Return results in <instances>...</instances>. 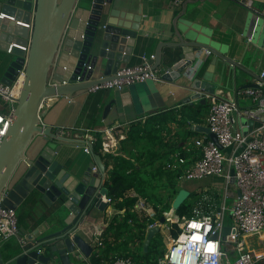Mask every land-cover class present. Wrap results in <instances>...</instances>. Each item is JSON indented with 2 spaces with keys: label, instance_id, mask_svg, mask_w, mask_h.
<instances>
[{
  "label": "crops",
  "instance_id": "0c3cea01",
  "mask_svg": "<svg viewBox=\"0 0 264 264\" xmlns=\"http://www.w3.org/2000/svg\"><path fill=\"white\" fill-rule=\"evenodd\" d=\"M6 2L7 0H0V13H3L2 8ZM107 5L108 12L102 14V23L123 25L136 31L134 42H131L129 48L131 53L128 56V61L121 64L120 67L140 64L144 56L154 55V51L161 41H178L174 33L175 26L184 38L191 37L209 45L235 61L239 67H234L219 57L213 63L214 54L212 52L206 54L201 48L197 51L195 63L181 78L164 79L160 82L150 80L137 82L125 85L120 90L99 89L89 92L85 100L78 97L71 99L69 103L65 99L59 98L52 107L48 108L47 105L46 121L53 128L57 125L64 127L68 131V135L64 139L72 143L71 146L63 147L58 155V161L70 174L63 183V187L66 188L72 184L76 177L81 175L88 165H94L93 154L97 153L93 151L92 147L89 148V153L83 151L81 140L84 135H91L96 140L95 134H99L102 146L104 143H109L108 151L102 149V153H110L113 156H122L128 159L131 157V149L129 146L126 147V150L122 149L120 141L126 137L132 123H143L148 119L163 125L164 129L160 134L164 143L167 141L179 142V148L174 153L168 154L166 168H169V164H176V157H183L186 164H191L200 156V149L194 145V140L209 137L207 133L195 129V126L207 128L206 117L209 104L207 96L218 99L231 98L237 100L240 106H249L250 101L242 95L240 87L253 84L254 75L264 71V0H183L177 5H174L172 0H109ZM1 18L24 27L22 18ZM5 43V41H0V45ZM8 43V47L15 44L13 40H9ZM162 51L163 53L173 51L176 56L170 64L161 62L155 68H166L179 59L180 50L178 48L163 47ZM186 56L190 57L191 54ZM9 59V52L0 49V79ZM101 62L100 68L95 70L93 76H101L105 60L102 59ZM192 83L197 84L199 88L194 91L190 90L189 86ZM207 89L210 91L213 89V94L206 91ZM195 91L201 92V98L185 102ZM200 104H205V107L200 110V115L197 116H202L201 122L187 124L179 115L180 109L185 105L198 107ZM6 111L7 105L0 101V113ZM168 118L170 119L168 120ZM188 130L193 134L185 137V132ZM61 153L64 155H60ZM180 153L184 156H181ZM165 156L162 161H165ZM99 157L105 165L104 160L101 156ZM109 168L110 166L105 170V179ZM170 169H178V167L174 165ZM222 180L221 177H211V185L215 187L216 183H221ZM195 187L191 190L184 189L191 194H200L202 199L207 195V188H211L201 184ZM228 190H230V197L233 199L236 195L235 188L233 185H229ZM130 195H135V193L131 192ZM208 197L210 201L208 205L206 200L204 201L200 213H214L218 204L224 203V200L213 202L211 197ZM156 198L159 199L158 196ZM103 199L105 200V197ZM138 201H143L145 211H135L153 216L152 207L145 203L141 197L138 198ZM15 211L17 217L22 218L21 223L18 224L20 234L32 239L47 237L61 229L64 226L63 219L69 214L68 209L64 207H62L61 214H57L52 201L47 204L35 199L24 200ZM168 211L176 216L175 211H171V207ZM116 214H122V211L117 212L112 203H107L103 210L93 208L88 215H84L80 220L77 227L78 234L86 239L94 249L88 258L81 259L80 264H105L107 262V260L99 259V249H104L101 244L104 241V231ZM154 223H158V221ZM162 226H160V232L166 250L169 242L166 243L164 240V228L167 230L168 224L166 227ZM107 238L112 240L111 236H107ZM263 238L264 235H262ZM53 239L47 238L45 246L42 248L49 249L48 254L51 257H53L51 246L62 247L60 242L57 243V240ZM96 239L99 244L95 242ZM253 239L259 245L256 236L247 238L246 241L249 242ZM13 242L12 247H17L16 238H13ZM3 243L0 244V251L4 260H8L10 258L6 255V250H3ZM261 262L262 260L259 263ZM48 263L61 264L57 259H50ZM71 264H79V262Z\"/></svg>",
  "mask_w": 264,
  "mask_h": 264
},
{
  "label": "water",
  "instance_id": "95a60500",
  "mask_svg": "<svg viewBox=\"0 0 264 264\" xmlns=\"http://www.w3.org/2000/svg\"><path fill=\"white\" fill-rule=\"evenodd\" d=\"M108 1L7 0L2 8L3 14L15 19L22 18V22L30 23L31 27H20L0 17V34H3L0 35V41L6 42L0 45V49L8 51L9 40L15 43L8 51L10 59L0 83L11 86L16 77L23 73L18 95L13 98L8 126L0 140L1 205L16 210L24 200L35 199L47 204L52 201L57 214H61L62 207L68 209L69 214L63 219L64 226L61 229L47 237L27 238L24 243L17 245L18 252L10 259L4 260L0 251V264H33L35 259L44 264L50 259H57L61 264H80L82 258H88L93 253L91 244L78 234L77 227L91 209L103 210L107 206L103 199L107 196L103 185L105 165L99 155L93 154L94 165H88L71 185L63 187L70 174L58 161V155L63 147L71 146L72 143L57 136L45 117L48 108L59 98L69 103L78 97L85 100L90 87L113 79L120 65L128 61L131 53L129 48L134 42L136 31L123 25L102 23V14L108 12ZM174 33L178 41H161L154 51L153 68L161 62L170 64L176 56L173 51L163 53V47L180 50L179 59L165 68L169 73L162 74L163 80L181 78L195 63L197 51L201 48L214 54L213 63L219 57L239 67L235 61L209 45L191 37L184 38L176 26ZM20 46H26V51ZM102 59L105 62L101 76H93L95 70L100 68ZM254 78L258 79L259 76L254 75ZM253 86L242 85L240 88ZM189 88L194 91L199 87L192 83ZM206 91L213 94V89ZM200 98L201 92L195 91L185 102ZM44 102L48 108L41 107ZM195 129L207 133L216 142L208 128L195 126ZM93 166L96 171H92ZM230 173L233 174V171ZM189 194L188 190L180 188L171 202V211H175ZM165 220L162 216L158 223L146 229L143 251L147 250L150 239L160 231ZM234 233L235 228L231 224L224 225L221 230L229 242L235 240ZM47 238H54L62 246L50 247L53 257L48 254L47 248L43 249L42 254H37V250L45 246Z\"/></svg>",
  "mask_w": 264,
  "mask_h": 264
},
{
  "label": "built area",
  "instance_id": "2783aa9c",
  "mask_svg": "<svg viewBox=\"0 0 264 264\" xmlns=\"http://www.w3.org/2000/svg\"><path fill=\"white\" fill-rule=\"evenodd\" d=\"M172 1L174 5H177L183 0ZM0 17L12 19L11 16L3 13H0ZM22 25L28 29L31 27L30 23L22 22ZM20 47L24 51L27 49L26 46ZM10 48L11 46L8 51ZM204 52L210 54V51L206 49ZM153 60L154 55L151 54L144 56L140 64L121 66L114 73L113 79L90 87L88 92H95L99 89L120 90L125 85L149 80L160 82L163 80L162 74L169 72L165 68H153ZM258 76L259 78L254 80L253 87L241 90L242 95L249 99V106H240L237 100L231 98L218 99L207 96L209 98L207 128L215 136L216 142L209 137L195 139L194 145L200 149V156L197 160L185 166L186 160L183 157H176V164L168 165L169 168L176 165L181 170L180 178L184 180L221 177L224 181V197L226 188L233 185L236 195L231 199L228 215L232 220L231 225L235 228L233 234L235 240L229 242L227 235L221 234L223 226L226 225L223 202H220L218 211L215 208L214 213H200V210L196 209L190 218L175 216L171 223L177 224L180 232L174 238L168 237L169 245L163 256L157 259L156 264H175V261L171 259V253L180 243L178 238L181 233L187 237L197 231L188 228L190 220L209 224L210 227L206 233L203 225L199 232L204 234L205 240L217 242L214 253H205L203 244L200 245L198 251L194 249L195 264H202L206 256L207 264H212V261H215V264H257L264 259V252L253 251L246 241L247 238L256 236L259 245L264 244V238L262 239L264 235V71ZM22 77L23 73H20L11 86L0 83V101L7 105L8 109L0 113V140L8 126L14 105L13 98L18 95ZM46 106L47 103L44 102L41 107ZM54 129L57 136L67 137L68 131L64 127L56 126ZM93 138L91 135H84L81 140L84 152L89 153L90 145L95 141ZM102 149L108 151L106 143L103 144ZM92 170L96 171V167L93 166ZM231 170L233 174L230 173ZM203 199V202L206 200L208 205L209 197L205 195ZM1 200L2 198L0 199V244L10 238H16L18 244L24 243L27 238L19 232L16 211L2 206ZM105 201L110 203L108 197H105ZM134 208L145 211L143 201H138ZM95 242L99 244L97 239ZM183 243L186 244L187 240L185 239ZM185 251L186 249L182 247L181 258ZM42 253L43 249L37 250V254ZM33 264L44 263L35 259ZM105 264H134V262L129 257L116 256Z\"/></svg>",
  "mask_w": 264,
  "mask_h": 264
},
{
  "label": "trees",
  "instance_id": "16d2710c",
  "mask_svg": "<svg viewBox=\"0 0 264 264\" xmlns=\"http://www.w3.org/2000/svg\"><path fill=\"white\" fill-rule=\"evenodd\" d=\"M82 2L88 3L89 0H82ZM204 107L205 104H200L198 107L185 105L180 109L179 115L187 124L200 123L202 116H197ZM163 129V125L153 120L151 122L150 119L143 123H132L126 137L120 141L122 149L126 150L127 146L131 149V157L128 159L102 153L100 136L95 134L93 151L101 156L106 168L110 166L103 184L107 190V197L117 212L122 211V214L114 215L104 231V241L101 243L104 249H99L100 260L108 261L113 257L122 256L129 257L134 264H156L157 259L164 254L163 236L160 231L152 236L147 250L142 249L147 227L159 221L163 216L162 213L170 209L171 202L179 190L176 185L181 170L166 168L167 156L179 148V142L164 143L160 134ZM191 134L193 132L188 130L185 132V137ZM164 155H166V162L162 161ZM131 192L135 195H130ZM164 193H166L165 196ZM190 195L191 193L188 198ZM157 196L159 199L156 198ZM192 196H194L193 193ZM139 197L152 207L153 216L135 211L134 206ZM187 199L175 210V215L179 218H190L194 215L193 202ZM21 221L22 218L18 216L17 223L20 224ZM169 227L170 237H176L180 232L177 224L170 223ZM107 236H111L112 240ZM13 243V238H10L2 245L9 258L18 252L16 247H12ZM257 264H264V259Z\"/></svg>",
  "mask_w": 264,
  "mask_h": 264
},
{
  "label": "rangeland",
  "instance_id": "374dc122",
  "mask_svg": "<svg viewBox=\"0 0 264 264\" xmlns=\"http://www.w3.org/2000/svg\"><path fill=\"white\" fill-rule=\"evenodd\" d=\"M107 147L109 146V143H106ZM179 169V168H178ZM206 185L207 187L210 186L211 188H207L208 191L207 196H210L212 201H222L224 200L225 203V219H224V223L225 224H232V220L230 219L229 215H228V206L231 203V197H230V190H228L229 186L226 188V196L224 197V181L222 180L221 183H216L215 187L213 185H211V177H207V178H200V179H186L184 180L182 177L178 179L177 181V185L176 188L180 189V188H187V189H194L196 188L195 186L197 185ZM158 192V191H157ZM162 193V192H161ZM191 193V192H190ZM194 196H192V194L190 195V197L187 199L190 202H193V210L195 211L196 209H199L200 211H202L203 209V205L204 202L202 200V196L200 194L197 193H193ZM164 196L166 195V193L163 194ZM197 200V201H196ZM196 201V202H194ZM170 210V209H169ZM193 211V212H194ZM163 216L166 218V220L164 221V223L161 225L162 227H166L167 224L169 226V224L175 219V216H173V214H170L169 211L164 212ZM167 222V223H165ZM163 229V228H162ZM169 229L167 228V230H165L164 228V235H165V242L168 243V237H170V233ZM248 247L250 249H254L256 252L262 251L264 252V245H258L257 242H255V240H251L248 242Z\"/></svg>",
  "mask_w": 264,
  "mask_h": 264
},
{
  "label": "clouds",
  "instance_id": "9594fccd",
  "mask_svg": "<svg viewBox=\"0 0 264 264\" xmlns=\"http://www.w3.org/2000/svg\"><path fill=\"white\" fill-rule=\"evenodd\" d=\"M204 226L205 233L208 231L210 227L209 224H203V221L197 220H190L188 222V228L196 229V232L191 233V235L185 236L184 233H181L178 241L180 243L177 244V247L173 249L171 253V259L175 261V264H195V256L193 255L194 249L198 251L201 244H203L204 252L205 253H214L217 248V242L207 241L204 239V234L199 232L201 226ZM183 227V225H181ZM187 240V243L184 244L183 242ZM199 242V243H197ZM182 247L186 249L184 252L183 258L180 257V252ZM208 258L205 257L202 264H207ZM212 264H215V261H212Z\"/></svg>",
  "mask_w": 264,
  "mask_h": 264
},
{
  "label": "bare ground",
  "instance_id": "6f19581e",
  "mask_svg": "<svg viewBox=\"0 0 264 264\" xmlns=\"http://www.w3.org/2000/svg\"><path fill=\"white\" fill-rule=\"evenodd\" d=\"M153 67V66H152ZM243 90V89H242Z\"/></svg>",
  "mask_w": 264,
  "mask_h": 264
}]
</instances>
